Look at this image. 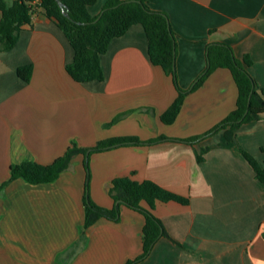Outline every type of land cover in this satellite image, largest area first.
Returning <instances> with one entry per match:
<instances>
[{
  "label": "crops",
  "instance_id": "0c3cea01",
  "mask_svg": "<svg viewBox=\"0 0 264 264\" xmlns=\"http://www.w3.org/2000/svg\"><path fill=\"white\" fill-rule=\"evenodd\" d=\"M108 2L96 0L89 14L99 16ZM146 2L168 19L180 90L189 91L204 73L208 49L223 44L236 60L247 62L264 99V0ZM73 58L62 30L39 10L15 45L0 50V186L11 165H50L72 142L92 148L136 137L141 145L89 155L91 203L111 209L112 181L129 178L151 181L187 204H155L152 214L165 236L134 264H264V185L238 150L264 170V115L241 125L231 143L223 131L207 134L236 108L230 71L213 70L184 97L174 123L164 125L160 116L178 92L150 63L140 25L110 41L100 58L101 82H74L65 71ZM27 66L28 83L17 76ZM125 112L130 113L105 126ZM83 164L84 157L75 156L51 183L16 179L0 192V264H127L141 255L144 217L123 206L117 221L99 219L87 229L85 246L74 248L84 221Z\"/></svg>",
  "mask_w": 264,
  "mask_h": 264
},
{
  "label": "trees",
  "instance_id": "16d2710c",
  "mask_svg": "<svg viewBox=\"0 0 264 264\" xmlns=\"http://www.w3.org/2000/svg\"><path fill=\"white\" fill-rule=\"evenodd\" d=\"M59 1L64 6L63 12L55 0H14L11 4L0 1V50H8L15 45L21 29L30 24L32 15L36 10H39L62 30L74 51L72 63L65 67L70 78L79 84L92 81L101 82L104 76L100 58L106 52L110 41L123 36L130 27L140 25L146 37L150 63L160 67L164 74L171 78L178 92L174 102L160 116L162 124L171 125L174 123L181 110L184 97L200 87L204 79L216 68H225L230 71L237 88L236 108L207 134L223 131L226 141L231 143L235 138V131L241 125L258 121L264 115L263 93L256 91V85L245 69L247 62L236 60L231 50L223 44L208 49V64L204 73L189 91L180 90L175 70V38L168 19L165 14L151 10L146 0H109L97 17H92L88 12L96 0ZM65 13L68 17H65ZM97 18L98 20L94 22ZM31 73L30 66L17 70V76L26 83L29 82ZM129 113L117 115L105 126L109 127L119 122ZM193 140L196 138L180 142L192 143ZM169 141L177 140L169 139ZM141 144L142 142L136 137L113 138L97 142L92 148H82L72 142L65 153L50 165H39L32 161L11 165L9 179L0 186V192L16 179H22L32 185L51 183L69 168L70 162L75 156H83V166L86 172L83 196L84 221L80 227L79 240L74 244V248L78 250L85 246L87 229L99 219L117 221L120 207L123 206L144 217L141 236L142 253L135 261L127 263L134 264L145 259L157 240L165 236L160 221L152 214L155 204L171 201L186 205L187 200L166 191L151 181L137 183L129 178H118L112 181L109 190V195L114 202L113 207L111 209L97 207L91 203L88 196L90 178L88 157L90 154L103 152L116 146ZM238 150L252 167L256 179L264 185V170L241 148ZM261 151L264 152V147ZM197 160L201 161V158L197 157ZM142 202L146 204L147 208L141 207L140 203Z\"/></svg>",
  "mask_w": 264,
  "mask_h": 264
},
{
  "label": "water",
  "instance_id": "95a60500",
  "mask_svg": "<svg viewBox=\"0 0 264 264\" xmlns=\"http://www.w3.org/2000/svg\"><path fill=\"white\" fill-rule=\"evenodd\" d=\"M56 1V3H57V5H58V7L62 10V12H63V10H64V6H63V4L59 1V0H55ZM65 15V17H68V15H67V13H65L64 14ZM99 18V17H98ZM98 18L94 21V22H96L97 20H98ZM87 154H88V152H87ZM118 204V203H117Z\"/></svg>",
  "mask_w": 264,
  "mask_h": 264
}]
</instances>
